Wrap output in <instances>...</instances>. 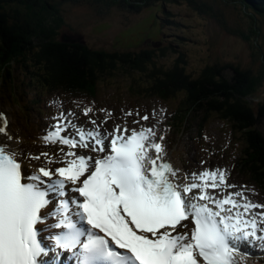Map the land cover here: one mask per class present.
<instances>
[{"label":"snow or ice","instance_id":"obj_1","mask_svg":"<svg viewBox=\"0 0 264 264\" xmlns=\"http://www.w3.org/2000/svg\"><path fill=\"white\" fill-rule=\"evenodd\" d=\"M110 117L85 128L61 104L41 139L68 151L33 155L45 161L31 172L0 143V264H60L64 252L75 264H246L251 248H264V203L246 195L254 189L228 183L225 169L182 173L155 126L108 131ZM0 133L21 138L3 111Z\"/></svg>","mask_w":264,"mask_h":264},{"label":"trees","instance_id":"obj_2","mask_svg":"<svg viewBox=\"0 0 264 264\" xmlns=\"http://www.w3.org/2000/svg\"><path fill=\"white\" fill-rule=\"evenodd\" d=\"M77 1L90 3L94 14L101 15L113 9L140 13L159 5L163 16L155 12L157 21L177 24L166 2L182 0H0L1 95L8 94L21 109L38 104V97L21 100L27 79L30 89L46 91L50 96L57 92L97 101V85L125 69L131 74L129 90L137 93V98L178 100L177 107L164 118L172 125L174 135L175 130L198 123L192 142L196 149L208 146L218 158L206 126L215 114L230 121L244 145L241 154L233 157L238 178L254 184L263 197L264 49L260 39L264 38V0H239L245 9L237 8L236 0H214L219 5L217 13L205 0H187L201 13L211 11L230 36L239 35L249 43L257 64L247 67L219 57L199 73L188 70L184 53L171 64L159 62V56L164 57L167 50L156 48L158 41L144 47L145 40H139L129 49L95 46L87 39L62 41L61 34L69 24L60 6ZM259 264H264V259Z\"/></svg>","mask_w":264,"mask_h":264},{"label":"rangeland","instance_id":"obj_3","mask_svg":"<svg viewBox=\"0 0 264 264\" xmlns=\"http://www.w3.org/2000/svg\"><path fill=\"white\" fill-rule=\"evenodd\" d=\"M210 6L213 7V12H218V4L214 0H205ZM83 3L68 2L60 6L61 14L64 13L68 26L65 30L73 38H80L81 40H88L95 46L109 47L115 45L122 49H129L130 46L136 43V39L142 41L145 38L150 37L156 38L162 41L158 47H169L167 54L162 57L159 56V62L171 64L180 53H184L188 60V70L195 73H199L203 68L216 61L217 58L221 57L223 60L231 61L234 63H240L244 66H254L257 64L253 62L252 48L249 43L243 41L239 35L230 36L223 26L216 21L217 18L211 11L200 13L193 8V5L188 1L184 0L181 2L173 1L166 2V8L170 11L171 15L176 18L180 24H168L162 20H158L161 23H155L156 17L155 12L158 15L163 16L162 10L159 5H156L153 10H143L140 13H131L121 9H113L108 14L101 15L94 12L87 6L82 5ZM237 8L241 9L240 4L237 3ZM237 12H240L237 10ZM227 14V13H225ZM101 20H99V18ZM150 18L153 22L150 28L144 30L142 25L138 23L141 19ZM103 19V20H102ZM138 23V24H137ZM138 30V33L136 32ZM161 30V32H160ZM184 35L187 37L186 41L183 38L177 40L178 35ZM157 35V36H156ZM113 39V40H112ZM170 40H175L170 42ZM264 49V38L260 39ZM37 47V46H36ZM22 70V69H21ZM231 70L228 69V72ZM22 71H19V75ZM131 80V74L122 69L117 75L101 81L97 87L98 89V104L103 105L100 109L106 111L101 112L99 109L93 110L84 115L85 106L78 103H68L66 107L68 110L76 111V120L78 124L87 125L91 127L90 119H95L97 124L105 120L108 113H111V117L107 119L103 125L108 131H112L117 124L123 125L125 122L129 128L143 126H155L157 129V136L159 137V129L161 117L177 107L178 100L165 101L160 97H142L137 99V93L129 90L127 86ZM23 91H31L36 93V90L29 88V81L25 79ZM27 84V85H26ZM32 86V85H30ZM11 90V88H10ZM22 90V89H21ZM11 93V92H9ZM40 94V92H39ZM40 96L46 97V92H41ZM51 105H57L56 103L50 102ZM62 107L63 106V103ZM60 104V105H61ZM97 104V105H98ZM60 105L55 110V114L60 110ZM41 107L49 110L48 106L40 105ZM161 109L166 111L161 113ZM39 109H30V114L26 110L20 109L16 104L12 103L8 94L3 96L0 93V111H3L5 115H8L10 119V128L15 133H20L21 138L14 140L11 143L12 150L23 153V156H19L24 160L29 168L36 170L44 164L45 157L40 156L39 160H34L31 157L33 155H39L40 153L47 152L49 156H55L57 159L62 158L63 154L55 153L56 147L51 146L46 148L43 146H34L35 144L27 138V129L24 130V125L27 124L29 129H33L34 133L39 132V125L42 121L39 119ZM153 110L156 115L153 116ZM139 112V116L136 112ZM128 112H132V115H126ZM46 113L45 120L43 121V127L48 130L54 123L51 118L47 119ZM145 114L149 115V120L144 121L141 119ZM134 120H139L140 124H134ZM45 124V125H44ZM199 127L198 123H193L188 128L175 130L174 140L171 134H167L165 140V151L168 157L174 159L175 164L183 172H199L204 169H225L230 175L228 177V183L239 186H247L248 189H254L256 194L252 192H246L250 199L255 202L264 203V196L262 197L258 192V189L254 184L248 182L246 178H238L237 170L233 165V157L241 154L243 148V140L240 139L237 133H234L233 124L230 121L221 119L218 115L212 116V121L206 126V133L209 134L213 140V148L218 154H213L207 147H199L196 149V145H192L191 135L195 134V130ZM72 130V129H71ZM43 133L46 132L42 131ZM1 142V140H0ZM12 142V141H10ZM164 143V141H163ZM65 147V145H64ZM68 151L67 148L64 149ZM203 162V163H201ZM214 193L222 196L223 193L219 189H213ZM237 189L229 188L226 191L232 192Z\"/></svg>","mask_w":264,"mask_h":264},{"label":"clouds","instance_id":"obj_4","mask_svg":"<svg viewBox=\"0 0 264 264\" xmlns=\"http://www.w3.org/2000/svg\"><path fill=\"white\" fill-rule=\"evenodd\" d=\"M182 1H184V0H182ZM187 1V0H186ZM78 2H81V3H83L82 5H84V6H87V7H89V4L90 3H87V2H85V1H77V2H73V3H78ZM168 2H170V1H168ZM181 2V1H180ZM172 3V2H171ZM179 3V2H178ZM237 3H239L240 4V7L242 6V2L241 1H239V0H236V2L234 3V4H237ZM62 5V4H61ZM194 9H196L195 7H193ZM243 9H245L244 7H242ZM197 10V9H196ZM198 11V10H197ZM199 12V11H198ZM201 13V12H200ZM97 13H95V15H96ZM154 14H156V13H154ZM99 18V17H98ZM99 20H101V18H99ZM103 20V19H102ZM152 20L150 19V18H145V19H141L138 23H140L141 25H142V29H144V30H147V29H152V28H150L151 27V25H152ZM179 22V21H178ZM137 23V24H138ZM155 23H157V24H159L160 25V27H161V23H159L158 21H157V19L155 20ZM169 24V23H168ZM177 24H180V22L179 23H177ZM66 26H68V25H66ZM66 26H65V28H66ZM65 28H64V30H63V34H61V39H62V41H64V42H66V43H77V42H87V40H81L80 38H73V36H71L70 34H72V33H70L69 34V32H67L66 30H65ZM137 33H138V30L136 31ZM160 32H161V30H160ZM65 36H67V38H69L71 41H67V40H65ZM157 36V35H156ZM159 38V36H157L156 38H152V37H150L149 39H147V38H145L144 40H145V43L143 44V46L145 45V46H149L150 44H153L152 43V41H158V44H156V48H166V50L169 48V47H158V45L159 44H161L162 43V41L160 40V39H158ZM177 40L178 39H180V38H183V41H186L187 40V37L186 36H184V35H178L177 37ZM140 39H139V37L136 39V43L135 44H133V45H138L137 43H138V41H139ZM175 40H170V42H174ZM141 43H143V40L142 41H140ZM140 43V44H141ZM144 46V47H145ZM136 49H139V48H136ZM136 49H134V50H136ZM143 49V48H142ZM129 85H130V83L127 85L128 87H129ZM25 92L26 91H23L22 93H23V95H22V98H21V100L23 99V97H25L26 96V94H25ZM63 96H64V98H66V99H68L69 101H73L74 99H78L79 101H83V103L82 104H86V105H92V102L94 101V100H91V99H89V98H87V97H81V96H72L71 94H66V93H61ZM143 97V96H142ZM142 97H140V98H137V99H142ZM12 100V99H11ZM13 103V102H12ZM75 103V102H74ZM13 104H15V103H13ZM21 109V108H20ZM24 110H25V108H23ZM22 110V109H21ZM171 111V110H170ZM165 115H166V113H165ZM164 115V116H165ZM163 116V117H164ZM212 121V120H211ZM172 125L169 123V121H167V120H165V118H163V120H161V122H160V129H159V136L160 135H164V139L166 138V135L167 134H171V137H172V133H173V131H172ZM171 131H172V133H171ZM196 132H197V130H195V134H196ZM194 134V135H195ZM173 135H174V133H173ZM194 135H191V141L192 142H194L196 139H193V136ZM175 136V135H174ZM173 138V140H174V137H172ZM209 138H210V136H209ZM211 139V138H210ZM166 145V143H165V140H164V146ZM210 146V145H209ZM202 147H204V146H202ZM209 150H210V147H207ZM234 165V164H233Z\"/></svg>","mask_w":264,"mask_h":264},{"label":"bare ground","instance_id":"obj_5","mask_svg":"<svg viewBox=\"0 0 264 264\" xmlns=\"http://www.w3.org/2000/svg\"><path fill=\"white\" fill-rule=\"evenodd\" d=\"M170 2H173V1H170ZM9 129L12 131V132H14L11 128H10V124H9ZM0 139L3 141V142H1V143H6L9 147H10V145H11V142L10 141H12L13 139H18V138H16L15 136H14V138L13 139H11V140H8L7 139V137L3 134V133H0ZM11 148V147H10ZM13 149V148H12ZM177 167V166H176ZM30 169V168H29ZM29 171H32L31 169L29 170ZM195 191V190H194ZM255 202V201H254Z\"/></svg>","mask_w":264,"mask_h":264},{"label":"water","instance_id":"obj_6","mask_svg":"<svg viewBox=\"0 0 264 264\" xmlns=\"http://www.w3.org/2000/svg\"><path fill=\"white\" fill-rule=\"evenodd\" d=\"M65 40H67V41H71L69 38H67V36H65Z\"/></svg>","mask_w":264,"mask_h":264}]
</instances>
